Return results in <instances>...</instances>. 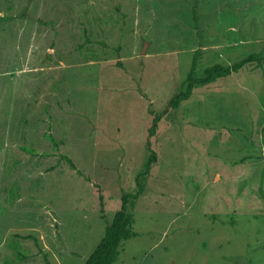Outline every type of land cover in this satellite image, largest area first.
Here are the masks:
<instances>
[{
	"label": "rangeland",
	"instance_id": "obj_1",
	"mask_svg": "<svg viewBox=\"0 0 264 264\" xmlns=\"http://www.w3.org/2000/svg\"><path fill=\"white\" fill-rule=\"evenodd\" d=\"M253 52L264 0H0V264H84L139 182L115 264H264V65L170 105Z\"/></svg>",
	"mask_w": 264,
	"mask_h": 264
},
{
	"label": "trees",
	"instance_id": "obj_2",
	"mask_svg": "<svg viewBox=\"0 0 264 264\" xmlns=\"http://www.w3.org/2000/svg\"><path fill=\"white\" fill-rule=\"evenodd\" d=\"M250 63H255L256 65L263 66L264 56H261L260 53L253 52L241 58L240 60L235 61L231 65L220 62H215L211 65H208L203 69L204 75H201L199 77H192L190 73L188 75L189 83L187 85V88L171 98L170 105L176 107L181 100L186 99L191 95V93H193V89L195 86L200 87L203 85H208L221 77L228 76L232 73H238L241 68ZM158 120L159 116H154V120L149 127V134H152L155 130ZM47 136L52 141L55 140L51 134H48ZM30 150L34 151L33 149ZM65 158L72 168H76L75 163L69 156L65 155ZM156 158V154L152 153L146 164L147 169L151 167ZM141 190L142 185L139 182L136 193L124 192L121 195L119 208L115 211L111 221L107 223L102 237L90 252L84 264H115L121 252L122 241L129 239L137 234L132 226L133 214L129 210L128 204L130 200L132 201L134 200L133 198H137L140 195ZM94 191L98 195L99 204L102 209L103 192L98 183L94 184Z\"/></svg>",
	"mask_w": 264,
	"mask_h": 264
}]
</instances>
